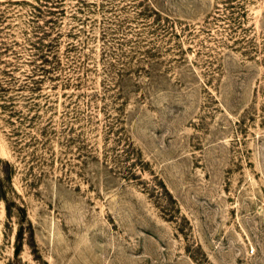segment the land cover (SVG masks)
Listing matches in <instances>:
<instances>
[{
  "label": "rangeland",
  "instance_id": "obj_1",
  "mask_svg": "<svg viewBox=\"0 0 264 264\" xmlns=\"http://www.w3.org/2000/svg\"><path fill=\"white\" fill-rule=\"evenodd\" d=\"M0 264H264V0H0Z\"/></svg>",
  "mask_w": 264,
  "mask_h": 264
}]
</instances>
